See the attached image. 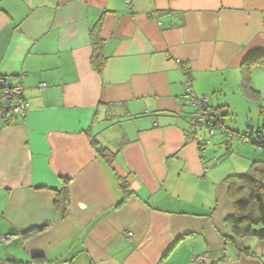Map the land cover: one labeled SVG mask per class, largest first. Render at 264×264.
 Listing matches in <instances>:
<instances>
[{
  "label": "crops",
  "instance_id": "obj_1",
  "mask_svg": "<svg viewBox=\"0 0 264 264\" xmlns=\"http://www.w3.org/2000/svg\"><path fill=\"white\" fill-rule=\"evenodd\" d=\"M263 50L264 0H0V76L28 102L0 117V264H264V241L226 226L227 178L255 152L234 162L222 140L202 151L187 135L177 64L233 117L250 111L242 67Z\"/></svg>",
  "mask_w": 264,
  "mask_h": 264
},
{
  "label": "trees",
  "instance_id": "obj_2",
  "mask_svg": "<svg viewBox=\"0 0 264 264\" xmlns=\"http://www.w3.org/2000/svg\"><path fill=\"white\" fill-rule=\"evenodd\" d=\"M99 28L100 23L91 32L93 44V56L91 62L94 69L101 72L104 67V62L102 53L103 40L100 37ZM259 65L264 67V50L246 60L242 67L243 91L248 98L254 100L260 99L261 96L259 92L252 88L251 68ZM7 81L12 86H22L21 82L13 84L8 80V78ZM218 112L220 114L221 125L223 127V117L227 116V113H223L221 111ZM259 130V134L256 135V138H254V144L264 148V127ZM227 132L232 131L228 130ZM202 134L207 138L206 132L199 133L198 136H192L187 130V135L194 141L197 140L200 149L203 151L207 142L202 140L200 141L201 138L199 135L201 136ZM226 135L227 134L225 133V136ZM227 142L228 141L226 140L224 146L226 147L227 152H230L231 147H227ZM97 151L99 155L105 158L108 162H113V158L116 153H112L108 149L102 147L97 148ZM227 183L230 189V199L234 207V213L226 220V226L232 235L229 239L240 241L245 238H256L264 241V162L253 163L246 173L229 176L227 178ZM122 188L127 195H129L130 192L127 189L128 187L126 182H123Z\"/></svg>",
  "mask_w": 264,
  "mask_h": 264
},
{
  "label": "built area",
  "instance_id": "obj_3",
  "mask_svg": "<svg viewBox=\"0 0 264 264\" xmlns=\"http://www.w3.org/2000/svg\"><path fill=\"white\" fill-rule=\"evenodd\" d=\"M127 4H131V0H126ZM177 64L185 72L186 81V104L193 109L188 132L192 136H198L199 133L209 132L210 136H215L216 132L222 128L219 112L212 107L211 98L208 95H197L193 89L194 78L189 71L185 69L181 61ZM45 84L41 85L44 87ZM28 109V102L24 95V89L21 85L12 86L8 83L7 78L0 76V117L6 120H11L16 116H25ZM156 125V124H155ZM227 147L232 146V141L235 140L234 132H226ZM241 145L243 138L237 139ZM127 239L131 240L134 237L133 232H125ZM10 238V236H7ZM206 256L197 255L190 264H205Z\"/></svg>",
  "mask_w": 264,
  "mask_h": 264
},
{
  "label": "rangeland",
  "instance_id": "obj_4",
  "mask_svg": "<svg viewBox=\"0 0 264 264\" xmlns=\"http://www.w3.org/2000/svg\"><path fill=\"white\" fill-rule=\"evenodd\" d=\"M261 70V72L264 75V67L260 66L257 67ZM231 96L229 97L228 100H231ZM260 103V102H259ZM259 103L257 102V100L252 99L251 101H249V106H250V111H246V112H241V114H234L233 117L229 116V117H223L224 120V126L218 130L216 132V136H210L209 132H206V142H207V147L210 148L211 150H213V152L215 151H220L221 148L219 146H216L217 148H215V143L214 140L216 142L219 141H223L226 142L227 138L225 136V133L229 130L235 133L236 137L235 140H233V147L231 146L230 148V156L232 155V158L234 162H236V160L238 159V156H241V149L242 151H245L246 148H249L251 150H254L255 153H252L251 156V160L249 163H247V167L244 168V170L242 172H240L239 174H243L246 173L248 171V169L251 167V165L255 162H264V148L259 146V145H255L254 144V138H256V135L259 134V129L264 127V99H262V104L261 106L259 105ZM261 107H263V109H261ZM252 109V110H251ZM248 116V118H247ZM253 126L255 128V134L253 137H249L248 133H249V127ZM224 130V133L223 131ZM245 136V137H244ZM199 137L205 138V136H200ZM222 137V139H221ZM243 138V142L242 145L240 146L239 149V144L237 143V139H241ZM212 143V144H211ZM211 145V146H210ZM213 148V149H212ZM222 148L224 149L225 147L222 146ZM207 152L208 149H206ZM205 150V151H206ZM248 152L250 150L246 149ZM220 155V154H219ZM237 156V158H236ZM242 160V159H241ZM241 162V161H240Z\"/></svg>",
  "mask_w": 264,
  "mask_h": 264
},
{
  "label": "water",
  "instance_id": "obj_5",
  "mask_svg": "<svg viewBox=\"0 0 264 264\" xmlns=\"http://www.w3.org/2000/svg\"><path fill=\"white\" fill-rule=\"evenodd\" d=\"M255 134V128L253 126L249 127V133L248 136L249 137H253ZM258 135V134H257Z\"/></svg>",
  "mask_w": 264,
  "mask_h": 264
}]
</instances>
